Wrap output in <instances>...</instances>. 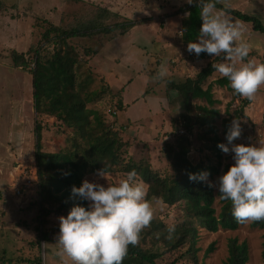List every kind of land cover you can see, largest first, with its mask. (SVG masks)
Segmentation results:
<instances>
[{
	"label": "rangeland",
	"instance_id": "374dc122",
	"mask_svg": "<svg viewBox=\"0 0 264 264\" xmlns=\"http://www.w3.org/2000/svg\"><path fill=\"white\" fill-rule=\"evenodd\" d=\"M90 1L97 3L100 0ZM214 1L256 17L264 25V0ZM0 2L4 5L3 8L0 7V264H31L17 261L22 255L32 259L33 256L38 255L42 259V264H72L71 259L62 253L56 241L59 233L58 218L66 215H51L45 225L47 241L36 245L34 242L37 241V232L34 228L39 224L38 183L32 188L29 202L22 204L16 202L17 196L11 186V175L16 177L19 171L31 175L32 169L35 168L36 152L32 75L29 71L14 67L12 54L27 53L31 47H37L40 43L44 30L37 18L59 24L62 16L68 21L80 15L92 14L93 3L82 4L75 0H0ZM125 3L127 7L122 11L125 18L112 19L105 23L107 27L115 26L117 23L131 24V28L125 34L102 33L90 39L79 40L82 44L98 51L81 69L83 72L89 68L94 74L90 90H106L101 98L87 105V110L91 111L93 118L108 123L113 122L120 130L123 141L128 143L125 162L133 160L150 163L153 172L165 176L171 172L164 153L165 146L168 143L172 144L178 135L185 133L184 125L180 124L178 131L172 130V120L179 118L183 109L182 105L173 102L176 97L168 89V84L194 77L215 56L207 54V59H200L199 56L191 54L190 57H186L190 60L189 67L182 69L181 61L171 63L168 56L160 54L165 37L159 34L162 28L159 14L166 8L185 9L193 13V4L189 5L185 0H124L123 6ZM225 13L233 21L240 22L243 28L242 39L248 43L249 52H254L245 61L264 63V34L254 31L251 23ZM171 16L173 15L167 16L169 29L177 24L176 19ZM185 28L186 31L190 29L188 25H185ZM174 29L177 34L178 27ZM30 55V58H33V53ZM221 62L225 61L221 58L218 63ZM30 68H33V65ZM161 68L166 75L157 78V72ZM219 77L221 76L214 72L207 83ZM106 85H109L111 92L121 93V98L119 97L121 105H118V101L111 96L113 94L105 88ZM213 94L214 98L220 101V104L215 106L221 110V118L216 123L219 128L218 136L222 143H226L222 120L231 118L232 121L235 118L234 111L240 107L241 101L234 100L231 88L214 85ZM193 104L206 105V102L196 100ZM117 105V116L112 117L108 110L114 109ZM228 105L231 108L229 113H226ZM40 120L49 126V131L43 136L44 151L55 152L59 148L66 147V136L53 126V119L43 116ZM239 122L241 135L233 143L264 144V86H261L250 100L249 106L245 109V117L239 119ZM210 137L212 135H207L206 127H195L189 137L191 140L189 157L194 163L209 164L210 159L211 164L219 168V172L212 177L208 174L206 181L212 183L216 195L214 206L218 214L221 208L216 188L218 177L233 161L232 153H222L220 160L214 157L211 150L213 142ZM123 175V173L106 174L103 178L93 174L84 180L101 185L114 184ZM156 216L161 217L169 225L177 224L184 219L183 203L168 207L160 201L155 205L153 217ZM27 224L34 231L27 230L24 227ZM196 225L200 236L199 262L224 264L229 255V241L237 239L239 244L245 242L248 246V264H263L264 230L253 228L251 222L240 225L237 230L220 228L215 233L202 229L198 223ZM29 242L33 243L29 244ZM211 245L214 246V250L207 254ZM178 256L179 253L169 255L163 263H170ZM180 264L192 263L184 261Z\"/></svg>",
	"mask_w": 264,
	"mask_h": 264
},
{
	"label": "trees",
	"instance_id": "16d2710c",
	"mask_svg": "<svg viewBox=\"0 0 264 264\" xmlns=\"http://www.w3.org/2000/svg\"><path fill=\"white\" fill-rule=\"evenodd\" d=\"M215 2L216 9L230 13L244 22L252 24L254 31L264 34V25L253 16L237 10L226 8ZM195 3V0H194ZM0 7L4 5L0 2ZM92 14L79 16L66 21L62 16L59 24L47 19L37 18L43 28L41 41L37 47H31L27 53L13 52L12 59L15 68L29 71L32 75L33 100L35 111V167L38 173V211L39 224L34 228L37 241L42 244L47 241L45 225L53 214L66 215L74 204L86 206L88 202L70 195L71 187H79L89 175L96 174V170L104 167L106 174L127 173L135 169L137 178L147 187V197L150 201L159 199L168 207L183 203L184 219L175 225V231L170 239H166L167 224L161 217H153L148 227L144 228L135 246L129 245L122 264H180L187 261L192 264L199 262L200 252L199 227L215 233L220 228L237 230L244 223H237L231 215V202L221 200L220 212L215 208L216 195L213 187L206 181H190L189 173L206 171L209 176L219 172L217 165L203 162L194 163L189 157L191 152L190 136L195 127L207 128V135H212V153L217 159H222V151L217 147L222 143L218 136L217 120L221 118V110L215 108L220 101L214 98L213 86L230 88L226 78L219 77L207 83L214 74L213 65L222 57H214L194 77L168 84L183 111L179 118L172 120V130L178 131V126L184 125L185 133L178 135L172 144H166L164 153L171 170L165 176L153 172L150 163L144 161H124L128 143L124 142L113 122L108 123L92 117L87 105L101 98L103 91L90 90L94 81L93 72L82 67L93 58L98 51L79 40L90 39L98 34L118 32L125 34L131 24L117 23L107 27L106 22L119 20L120 15L111 12L109 6L92 4ZM201 22H198L200 28ZM33 53V58L30 54ZM254 52H249L248 56ZM204 52L199 55L200 59ZM33 65V68H30ZM109 92L111 89L106 87ZM114 99L121 105V93L111 92ZM120 97V98H119ZM196 100H203L206 105H194ZM234 100H240V107L234 111V117H245V109L250 100L234 94ZM117 106H114L117 110ZM230 105L226 113H229ZM47 116L53 119V126L66 136L67 146L55 152H45L43 136L49 131V126L40 120ZM180 121H182L180 123ZM179 122V123H178ZM231 118L222 120L223 135L230 125ZM209 137V136H208ZM226 142V140H225ZM234 142V141H233ZM229 166H226L224 172ZM219 197V193H218ZM253 228L264 230V220L251 222ZM214 250L211 245L207 254ZM228 258L224 264H248L249 250L247 244H239L237 239H231L228 245ZM179 253L170 263H163L167 256ZM262 259L264 264V235ZM17 261L31 264H42L38 255L30 257L19 256Z\"/></svg>",
	"mask_w": 264,
	"mask_h": 264
},
{
	"label": "clouds",
	"instance_id": "9594fccd",
	"mask_svg": "<svg viewBox=\"0 0 264 264\" xmlns=\"http://www.w3.org/2000/svg\"><path fill=\"white\" fill-rule=\"evenodd\" d=\"M192 5L194 0H185ZM201 20L195 42H188L186 50L197 57L201 52L222 57L213 65L226 78L234 94L253 99L264 86V63L245 61L249 45L242 39L243 28L223 10L215 7L214 0H195ZM189 12H185L187 18ZM238 65V66H237ZM166 75L163 68L157 78ZM241 135L239 119L233 118L225 134L226 143L217 147L225 154L232 153L233 163L218 177L216 185L221 200L231 202V215L237 223L264 220V144L233 143ZM105 178L104 167L96 170ZM208 173H189L190 181H207ZM212 187V183L208 182ZM70 195L88 202L74 204L66 216H60L56 241L72 264H122L128 246H135L141 231L153 219L159 199L149 200L146 186L137 178L135 169L125 173L114 184L101 185L83 180L79 187L72 186ZM166 239L172 237L175 225L166 227Z\"/></svg>",
	"mask_w": 264,
	"mask_h": 264
},
{
	"label": "crops",
	"instance_id": "0c3cea01",
	"mask_svg": "<svg viewBox=\"0 0 264 264\" xmlns=\"http://www.w3.org/2000/svg\"><path fill=\"white\" fill-rule=\"evenodd\" d=\"M75 1L82 2V4L90 2L93 4L107 5L109 6L111 12L120 15V20H122V18H125L124 14L122 15L123 9L127 7V3H125V5L123 6L124 0H100L97 3L90 0H75ZM193 9L194 12L190 13L188 10L185 9L173 10L166 8L163 10V13L159 14L161 16V27H162L159 34L165 37L164 47L160 54L162 56L164 55L165 57L168 56V58H170L169 60L171 61V63H174L176 61H181L182 66L180 68L182 69L189 67L190 60L187 59L186 57H190L191 54L186 50V45L190 41L192 42L196 41V36L198 35L199 32L198 22L199 21L201 22L199 18V7L196 6V3H193ZM186 11L190 13V15L187 18H185L184 16V13ZM168 15H173L171 17H173V19H176L178 25L176 24L173 28L169 29L168 28L169 21L167 18ZM185 25H188L190 29H187L186 31ZM177 27H178L177 29L178 31L177 34H175L174 31L176 29L174 28ZM207 58L208 56L207 54H205L203 59H207ZM34 115H35V111H34ZM18 222H20V220ZM24 227H26V229L29 231L33 230L32 227H28V224L24 225ZM33 242H29V244Z\"/></svg>",
	"mask_w": 264,
	"mask_h": 264
},
{
	"label": "built area",
	"instance_id": "2783aa9c",
	"mask_svg": "<svg viewBox=\"0 0 264 264\" xmlns=\"http://www.w3.org/2000/svg\"><path fill=\"white\" fill-rule=\"evenodd\" d=\"M108 113L112 117L117 116L115 108L109 109ZM31 175L29 176L28 173H24V171H19V173L16 174V177L15 175H11V186L17 196L16 202L18 204L29 202L32 194V188L38 183V173L36 167L32 169Z\"/></svg>",
	"mask_w": 264,
	"mask_h": 264
}]
</instances>
